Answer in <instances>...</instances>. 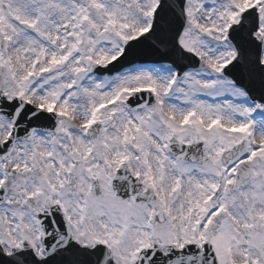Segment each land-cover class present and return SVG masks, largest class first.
<instances>
[{"label":"snow or ice","instance_id":"1","mask_svg":"<svg viewBox=\"0 0 264 264\" xmlns=\"http://www.w3.org/2000/svg\"><path fill=\"white\" fill-rule=\"evenodd\" d=\"M0 264H264V0H0Z\"/></svg>","mask_w":264,"mask_h":264}]
</instances>
